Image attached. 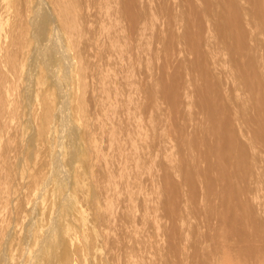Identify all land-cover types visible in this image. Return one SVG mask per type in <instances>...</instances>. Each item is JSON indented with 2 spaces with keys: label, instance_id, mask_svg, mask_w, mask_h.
Wrapping results in <instances>:
<instances>
[{
  "label": "rangeland",
  "instance_id": "374dc122",
  "mask_svg": "<svg viewBox=\"0 0 264 264\" xmlns=\"http://www.w3.org/2000/svg\"><path fill=\"white\" fill-rule=\"evenodd\" d=\"M46 1L58 23V31L60 30L61 33L58 32L60 37L59 41L61 42L60 45L63 48L65 47L64 49L68 51L72 61L71 81L68 83V86H70L69 91L72 89L71 93L69 92L70 100L73 102L71 110L72 117H70L64 127L66 129H77L78 140L80 139L79 149L82 155H84V159L82 157L75 159L72 163L66 165V168L72 171L73 181L85 182V186H79L80 188L75 184L70 185V188L67 186V188H69L68 190L71 192L72 201H74L71 205L68 204L70 208L66 206V220L68 224L75 229L74 231H76L77 235L72 242L73 244L71 243L70 246H67L66 243L63 244L61 253L59 251L60 257L57 258L58 260H56L55 263L169 264L172 261L171 258L174 256L175 258L173 257L174 260L171 264H175L176 262L174 263V261H176L177 253H172V251L170 253V246L167 240L168 237L166 236L169 234L171 224L168 219V212L164 208V202L172 200V197L169 194L166 195L164 189L166 185V182L164 183L165 175L167 173L166 171H168L170 172L168 174L172 176L176 183L182 182V180L180 181L181 178L178 173L175 174V168L183 163V153L189 158L192 156V152L189 150V146H187L188 149L185 148L186 146L182 147L183 151L180 152L178 145H183L184 143L188 145L191 134L193 135L192 137L197 136L196 138H198L199 146L203 150L206 149L204 147V141L217 143L218 138L215 129H219L217 126V120L219 121L218 117H213L211 111L198 106L200 102L203 100L206 101L207 99L215 102L213 95H210V98L207 95L206 99H204L206 94H203L204 96H202V98L200 96L197 97V92L194 91L196 90V86L194 87L191 85L189 80L194 79L196 85H198L200 89H205V82L201 79V62L197 55L195 56L193 48L197 44L199 34L203 33L200 25L205 26L204 35L206 37H216L218 35V31L213 26L215 21H225L230 28H234L235 16L233 15L234 7L231 4L232 0H134L135 3L134 1L131 3L130 0H86L85 3L82 0ZM5 2H7V4H5ZM30 2L31 0H0V24L2 25L4 22L2 25V28H4H1L2 31L0 29V32H2L0 35V68H2L0 70V88L3 87L1 89L2 92L0 90V95L4 97V99H2L0 96V113L2 112L0 115V129L2 128V130H0V135L2 133V136H0V138L2 137L0 140V154L2 156H0V168L2 166L0 173H3L2 176L0 175V191H2L1 193L3 195L6 193L4 195L5 199L13 195L15 197V201L12 204L14 208L12 214L10 213V208L9 210L5 209V207L7 209L11 207L10 202L8 203L7 199H2L0 193V206H3L2 209L0 207V252L6 249L9 255L14 257V261L12 262L16 264H24L26 262L25 253H27L28 250H35V236L41 234L43 229L46 228L49 215L54 208L56 209L55 203L58 202V198L63 199L61 190L56 187L57 178H52L53 175L50 176V168L52 169V162L50 159L52 153L50 152L53 150L51 149V144L54 143V141L51 143L52 140L49 137V130L55 126L56 122L54 119L47 120L48 116L53 114V108L57 103L58 93L53 83H51L52 80L50 79L51 77H49L50 75L46 72L47 69L44 68L42 64H37L39 68H37L38 66H36V64L32 67L29 66L31 65L29 57L31 49L29 50V48H32L31 46L34 44L29 20L33 13L34 7L32 6H34L33 3H35V0ZM6 5L9 6V8ZM6 7L8 8V12L6 11ZM238 7L241 11V19L251 17L253 20L252 24L247 27V32L253 35L257 33L264 42V24L262 23L261 17H258L259 10L264 9V0H240ZM2 9L7 16L3 14L1 11ZM145 10L147 12H145ZM7 13H9V15ZM247 14L251 16L249 15V17H246ZM168 15H171L173 18L175 17L173 21H171V26L173 27V29L170 28L171 30L168 28L169 23L167 24L169 20H166ZM83 17H86V19ZM97 24H99V26ZM53 25L50 28H53ZM234 33L228 32L225 36H231ZM4 39L6 41L4 42L5 47L3 44ZM12 46L14 49L18 50H14ZM227 49L228 47L225 45H221L220 47L216 45V48L209 51L210 55L217 58L221 63L219 66L220 71L218 70V72L223 74L221 76L224 83L223 92L224 94H230L235 99V104L231 105L234 112L245 114L249 117L251 121V127L249 126V129H259V127L264 129V118L260 115L259 111L261 103L254 96V91L250 87H247L244 80L240 78L239 71L231 66L230 52ZM174 52H176L175 55ZM19 54L21 55L19 56ZM262 54L264 53H261L263 57ZM2 55L5 56L3 57ZM196 57L199 62L196 61ZM103 61L105 62L104 64ZM260 63V70L263 71L264 58L260 60ZM2 64L4 66H2ZM8 65L9 67H6V70L4 67ZM57 66L53 67V70L61 76V65ZM24 68L32 72L33 80L31 81H34L32 87L30 86L31 81L29 84L26 83L27 80L24 77L27 73L24 71ZM35 69H37L36 71L38 73H36ZM57 69L60 71H57ZM5 70L7 71L6 75ZM20 72H22L21 74L25 73L21 75ZM45 72L46 74H44ZM8 74H10L9 76L11 77H8ZM33 74H35V77ZM44 75H46L47 78L46 76L44 77ZM40 77L42 82H40ZM2 79H4L3 86ZM74 79L77 80L74 81ZM176 80L186 83V85L184 84L185 90L183 89V91H180L182 95L180 101H182L179 102L182 104L177 103V99L174 97V95L177 97V92H175L176 89L173 90ZM20 82H22L21 84H23L22 86L24 88H22ZM36 83L38 84L36 85ZM173 83L174 85H172ZM26 85L30 86V95L27 98L26 96L28 93L26 92L28 90H25ZM51 85H53V87H51ZM39 86H44V88H40ZM37 87L40 91L37 90ZM166 87H169L167 88L169 91H167ZM148 91L150 96H148ZM166 92L169 93L167 94ZM40 94L42 95L40 96ZM37 95L41 98L39 96L37 97ZM50 97H52V99H50ZM12 98H14V102ZM19 98H21V101L18 102ZM9 101H11V104L8 105ZM172 102H176V108L172 107ZM19 107L22 108V111ZM43 108H45V111ZM27 110L29 112L26 113ZM175 111H178V113ZM7 112L10 113L8 114ZM117 114L120 115L117 116ZM30 115L31 117H29V120L31 119L30 121H32L34 128L30 124L31 122L27 120V117ZM4 117L6 118L4 119ZM53 120L54 124L52 125ZM189 123L191 125H189ZM8 124L9 126L11 124V127H9ZM18 124L20 126H18ZM185 125L190 129V133L192 131L191 129H194L197 125L199 127H197L198 130L195 128L196 132L193 131L191 134L189 132L186 133V137H184L186 141L182 138V134L184 133L179 134V132H182L180 131L181 126L183 127L182 129H185ZM16 127H19L21 131ZM41 127L43 128L41 129ZM11 128L12 130H10ZM6 131L10 132L7 133ZM33 133H35L34 136L36 135V137L32 135ZM194 133H196L195 136ZM12 134H14L15 137ZM17 134H20V140L16 139L20 137ZM45 134H47V138ZM28 136L34 138L33 144H30L28 141L26 142V139L29 140ZM37 141H39V143ZM16 143L17 145L15 146ZM47 146L50 147L48 148ZM16 147L19 148L17 149ZM37 147L39 152L37 151ZM20 148H22L20 150L21 152L19 151ZM4 152L6 153L4 154ZM64 152V158L68 161L69 152L67 147ZM13 154L14 156L12 157ZM9 155L10 157H8ZM17 156H20V159ZM23 162H25V164ZM13 163L14 165H12ZM46 164L48 165L47 168ZM202 167H204V165H202ZM3 168L5 171L7 169L6 173L9 170L7 173L8 176L5 171L2 170ZM11 168L12 171L10 170ZM25 170H27V172ZM96 170L99 171V173ZM15 172L18 175H16ZM47 172L49 173L47 174ZM4 173L6 177H3L5 176ZM88 173H90V176ZM16 176H19V178ZM49 176L52 178V184H50V188L49 186L47 187L49 191L45 192L43 196L44 201L42 202V206L45 209L42 208L38 213L32 215L33 230L25 237V240H23L25 234L24 221L30 214L29 199L42 188L43 181L49 178ZM3 178L5 181L2 180ZM24 180H26V184ZM14 183H16V185ZM27 183L31 184L27 185ZM22 184L27 186H22ZM260 187V198L264 201V181ZM11 188L13 190H11ZM21 190H24L25 193ZM92 190L95 192L94 196L91 195ZM79 191L81 193H79ZM46 194L49 196L46 197ZM103 194L105 195L104 199ZM185 194H188V187L183 183V197ZM91 197H93V200ZM80 198L82 200H80ZM3 200L5 203H3ZM163 200L166 201L163 202ZM87 201L88 205H86ZM25 204H27L28 207L25 206ZM24 209H26L27 212ZM86 209L88 212H85L87 211ZM119 214H123L122 216H126V218L120 217ZM23 215L25 216L24 218H22ZM11 217L15 219L12 218V220L14 219L12 221ZM12 222L17 230L13 234L14 236L8 240L6 235L8 233L7 227L10 224L12 225ZM191 226L200 227V219L190 217L186 222V226L180 224V228L183 229L182 231H185V229L191 231L187 232L188 237L186 238L188 241L186 244L183 243V247L185 245L189 246L195 238V236L194 238L191 236L193 235ZM18 229L20 231H18ZM22 230L24 234H21ZM166 251L169 260L166 258ZM191 252H188V254ZM171 254H173V256H171ZM186 257L187 255H181L179 258L181 261L180 263L184 261L183 264H186ZM238 263L241 264L242 261L237 259L233 261V264Z\"/></svg>",
  "mask_w": 264,
  "mask_h": 264
},
{
  "label": "bare ground",
  "instance_id": "6f19581e",
  "mask_svg": "<svg viewBox=\"0 0 264 264\" xmlns=\"http://www.w3.org/2000/svg\"><path fill=\"white\" fill-rule=\"evenodd\" d=\"M82 1L85 3L86 0H82ZM130 1H131V3H133L134 0H130ZM31 2H32V0H31ZM56 3H57V1H56ZM134 3H135V1H134ZM5 4H7V2H5ZM231 4L234 7V10H233V15L235 16L234 28H230V26H228V24H226L225 21L224 22L223 21L222 22L215 21L213 26L218 31V35L216 37L215 36L214 37H206L204 35V31H205L204 27L205 26L204 25H200L203 33L199 34V37L197 39V44L193 48V51L195 52V56L197 55L198 59H200V62H201V64H200L201 65V74H202L201 75V79L205 82V85H206L205 89L204 90L200 89L198 87V85H196V82H195L194 79L193 80H191V79L189 80L191 85H193L194 87L196 86L195 87L196 90H194V91L197 92V93L195 92L197 94L196 95L197 97L200 96L202 98V96H204L206 94V97L204 98V99H206L207 95H208L209 98H210V95H213V98H214L215 102L211 101L210 99H207L206 101L203 100L204 102L201 100L202 102H200L199 105L197 103V105L199 107L207 109L208 111H211V114L213 115V117L214 116L218 117L219 121L217 120V126H218L219 129H215L216 130V134H217V138H218L217 139V143L216 142L211 143V142L204 141V143H205L204 147L206 149L203 150L199 146L198 138H196L197 136L196 137H192L193 135L191 134L193 131L196 132L195 128H197L198 125H197V127H195V125H194L195 128L191 129L192 130L191 133L189 132L190 129H188L187 125L184 126L185 129H182L183 127L181 126V128H180L181 130L180 131H182V132H179V134L180 133H184V134H182L183 135L182 138L184 139V137H186L185 136L186 133L189 132L191 134L190 142L188 143V145H186V143H184L183 145H178L177 143L176 144L178 145V147H179L178 149H180V152L183 151L182 147L186 146L185 148H187V146H189L190 147L189 150L192 152V156H190L188 158L187 155L183 153L182 154L183 163L178 165L175 168V170H176L175 174L178 173L179 177L181 178L180 181L182 180L181 183H176L173 180L172 176L168 174L170 172H168V171H166L167 173L164 172V173H166L165 181H164V183L166 182L165 183L166 185H165L164 189H165L166 195L169 194L172 197V200H168V201H166L167 199L163 200V202L166 201V202H164V208L168 212V219H169L170 224H171V226L169 228V234L166 235L168 238L167 237L166 238H167L169 246H170V253H171V251H172V253H177L176 254L177 255L176 256V261H174V263L176 262L175 264H183L184 263V261L182 263H180L181 261H180L179 258H180L181 255H187V257L185 258V260L187 259L186 264H233V261H235L236 259L237 260H241L242 261L241 264H264V201L260 198V192H261V187L260 186H261L262 182L264 181V129H262V127H259V129H249L248 127L249 126L251 127V121L249 120V117L247 115H245V114H239L238 112L236 113L231 108V105L235 104V99L230 94H224V92H223L224 83H223V81L221 79V76L223 74L221 72H218L219 66L221 65V63L218 61L217 58L212 57L210 55V53H209V51H211L212 49L216 48V45L219 46V47L221 45H225V46L228 47L227 50L230 52V63H231V66L236 68L239 71L240 78L242 80H244L245 85L247 87H250L254 91V96L261 103L260 107H259L260 115L264 118V101H263L264 100V70L263 71L260 70V68H261L260 60H262V58H264V54H262L263 57L261 56V53L262 52L264 53V42H263V40L261 39V37L257 33L255 35H253V34L247 32L246 29H247V27L250 24H252L253 20L251 19V17H249L250 14L246 15V17H249V18L241 19V17H240V12L241 11L238 9L239 8L238 4H240V0H232ZM33 5L34 6H32V7H34V8H33L32 16L30 17V20H29V25H30L31 30H32V34L31 35L33 36V40H34L33 43L34 44H33V46H31L32 48H29V50L31 49L30 50L31 52L29 53L30 54L29 57H30L31 65H29V66L32 67L35 64H36V66H38L37 65L38 63L42 64L43 67L47 69L46 72L50 75L49 77H51L50 78L52 80L51 83H53L54 87L57 89L56 90L57 93H58V95L56 94L57 97H58L57 98V103H56L55 107L53 108V114H51L47 118L48 121L54 119L55 122H56L55 126L52 129L49 130V137L52 140L51 143L54 141V143L51 144L52 145L51 149H53V150L50 152V153H52L51 157H50L51 162H52V166H51L52 169L50 168V170H51V173H50L51 175L50 176L53 175L52 178H54V177L57 178V180H56L57 184L56 183L55 184L57 185L56 187H58V189L61 190V193L63 194V199L62 198L61 199L58 198V202L55 203L56 209L54 208L52 210V213L49 215V219H48L46 228L43 229L41 234H38L37 236H35V241H34L35 250H33V251L32 250H28V252L25 253L26 254V262L24 264H56L55 261L58 260L57 259L58 257H60L59 251L61 253V250L63 249V244L66 243L67 246H70L71 243L73 242L74 238L77 235L76 231H74L75 229H73L68 224V222L66 220V216H67L66 211H65L66 206L70 208L69 205H71L72 202L74 201V200L72 201V195H71V192L68 189L70 188V185H72V184H75L77 187H79V186L80 187H84L85 186V182H83V181H81V182L79 181L78 182V181H73L72 180V175H73V174H71L72 171L68 170L66 168L67 167L66 165H68L69 163H72L75 159H78V158H81V157L84 159V155H82L81 150L79 149V143H80L79 141H80V139L78 140L77 129H66L64 127L66 125L67 121L70 119V117H72L71 110H72V103L73 102H71L72 100H70V96H69V92L71 93L72 89H71V91H69L70 90L69 89L70 86H68V83L71 81V68H72V61H71V58H70V54L68 53V51H66V49H64L65 47L63 48L60 45L61 42L59 41L60 37H59V34H58V32L60 33V30L58 31V25H57L58 23L56 21V17L52 14V12L49 9V7H48L49 4L47 3V1L46 0H35V3H33ZM84 5H86V4H84ZM164 5H165V3H164ZM131 6H132V4H131ZM7 7L9 8V6H7ZM7 7H6V9H7L6 11L8 12V8ZM163 9H164V6H163ZM106 10H108V9H106ZM146 10H145V12H147ZM1 11L3 12V9ZM4 12H3V14H4ZM9 13H7V14L9 15ZM95 13H97V12H95ZM169 13H170V11H169ZM167 14H168V12H167ZM258 14H259V16L258 15L257 16L261 17L262 23L264 24V9L259 10ZM94 15H92V16H94ZM5 16H7V15H5ZM4 17H2V18H4ZM143 18H145V17H143ZM174 18L171 15H168V18H166V20L167 19L169 20V22L167 21V24L169 23V27H168L169 29L170 28L173 29V27L171 26L172 25L171 21H173ZM84 19H86V17ZM8 21H9V19H8ZM1 22H3V21H1ZM3 23H2V25H3ZM6 24H7V21H6ZM2 25H1L0 29L2 28ZM52 25H53V28H50ZM97 25L99 26V24H97ZM2 29H1V31H2ZM229 29H231V30H229ZM3 31H5V30H3ZM228 32L229 33H234L235 32V33L233 35H231V36H225ZM1 33L2 32H0V35H1ZM7 34H8V32H7ZM5 35H6V33H5ZM60 36H62V35H60ZM4 42H6L5 39L3 40V44H4ZM28 43H29V41H28ZM12 45H13V42H12ZM88 46L90 47L89 44H88ZM93 46H95V45H93ZM4 47H5V44H4ZM14 47H15V45H14ZM12 48H13V46H12ZM14 50H16V49H14ZM14 50H12V51H14ZM2 51H4V50H2ZM7 52H8V50H7ZM108 52H110V51H108ZM85 53H86V51H85ZM85 53H83V54H85ZM175 54H176V52H174V55ZM20 55L21 54H19V56ZM27 55H28V53H27ZM27 55H25V56H27ZM80 56H82V55H80ZM16 57H17V55H16ZM197 57H196V61H198ZM0 59H1V57H0ZM13 60H14V58H13ZM105 61H107V60H105ZM114 62H115V60H114ZM182 62H183V60H182ZM19 63H20V60H19ZM104 63L105 62L103 61V64ZM25 64H26V62H25ZM25 64H23V65H25ZM57 65L58 66L61 65V67H60L62 69L61 70L62 74H60L61 76H59L58 73H56V71L53 70L54 69L53 67H55ZM2 66H4V65L2 64ZM184 66H186V65H184ZM6 67L8 68L9 65L4 67L7 70ZM4 68H3V71H4ZM37 68H39V66ZM1 69L2 68H0V70ZM58 69H57V71H60ZM6 70H5V75H6V72H7ZM36 70L37 69H35V71ZM24 71H26V73H27V74H25L26 76L24 78L27 80L26 83L29 84V82L31 80H33L32 79V72H30L31 70L29 71V69H28V71L25 70V68H24ZM46 72L44 74H46ZM21 73L22 72H20V74ZM36 73H38V72L36 71ZM23 74H21V75H23ZM35 74H33L34 77H35ZM48 74H47V76H48ZM9 75L10 74H8V77H11ZM45 76L46 75H44V77ZM47 76H46V78H47ZM4 77H7V76H4ZM1 78H2V75H1ZM4 79H2V81ZM44 79H43V81H44ZM20 80H21V78H20ZM75 80H77V79H74V81ZM7 81H8V79H7ZM18 81H19V78H18ZM90 81H91V79H90ZM33 82L31 81V83H30L31 87H32V83ZM40 82H42L41 77H40ZM197 82H198V79H197ZM3 83H4V81L2 82V86H3ZM21 83L22 82H20V84ZM38 83H39V81H38ZM38 83H36V85ZM41 84H43V83H41ZM90 84H91V82H90ZM184 84L186 85L185 82L183 83L182 81H177L176 80L175 88L173 90L176 89L175 92H177V97H176V95H174V97L177 99V103H180L182 101V100L180 101L181 96H182L180 94V91H183V89L185 90V85ZM22 85L23 84H21V86ZM53 85H51V87H53ZM172 85H174V83ZM30 86L26 85V89L25 90L26 91L28 90L26 92V93H28V95L26 94L27 95L26 98L30 95L29 94V90H30L29 87ZM110 86H111V84H110ZM121 86H122V84H121ZM88 87H90V86H88ZM2 88H0V90ZM5 88L6 87L4 86V89ZM22 88H24V87L22 86ZM40 88H44V86L40 87ZM167 88H169V87H166V89ZM171 89H170V91H171ZM37 90H38V87H37ZM38 91H40V90H38ZM167 91H169V89H167ZM1 92H2V90H1ZM19 92H21V91H19ZM146 94H147V92H146ZM148 94H149V91H148ZM170 94H171V92H170ZM17 95L18 94H17V89H16V96ZM41 95L42 94H40V96ZM38 96L39 95H37V97ZM148 96H150V94ZM100 97H101V95H100ZM1 98L4 99V97H2V96H1ZM13 99L14 98H12V100ZM36 99H38V98H36ZM50 99H52V97H50ZM19 101H21V98H19L18 102ZM48 101H49V99H48ZM184 101H185V99H184ZM10 102L11 101H9L8 105L11 104ZM13 102H14V100H13ZM91 102H92V100H91ZM92 104H93V102H92ZM171 104L173 105L172 107L176 108V105H177L176 102L175 103L172 102ZM180 104H182V103H180ZM22 105H23V103H22ZM29 105H30V101H29ZM51 106H53V105H51ZM20 107H21V105H20ZM27 107H28V105H27ZM90 107H93V106H90ZM45 108H43V110ZM20 109L22 111V108H20ZM105 109H106V107H105ZM170 109H171V107H170ZM92 110H93V108H92ZM120 110H122V109H120ZM39 111H40V109H39ZM102 111H103V109H102ZM178 111H175V112L178 113ZM27 112H29V111L27 110L26 113ZM46 112H47V110H46ZM116 112H118V111H116ZM1 113H0V115H1ZM7 113H5V114H7ZM16 113H14V114H16ZM180 114H182V113H180ZM119 115L117 114V116H119ZM121 115H122V113H121ZM6 117H4V119ZM15 117H13V118H15ZM29 117H31V115L27 117L28 121L31 120V119L29 120ZM36 117H37V115H36ZM213 119L216 120L215 118H213ZM7 120H10V119H7ZM54 120H53L52 125L54 124ZM122 120H123V118H122ZM30 122H31L30 124L32 125V121H30ZM35 122H36V120H35ZM123 122H124V120H123ZM192 124H195V123H192ZM119 125H120V123H119ZM189 125H191V124L189 123ZM8 126H9V124H8ZM18 126H20V125L18 124ZM9 127H11V124H10ZM32 127H33V125H32ZM42 128L43 127H41V129ZM198 128H197V130H198ZM17 129H19L21 131V129L19 127ZM0 130H2V128ZM7 130H9V129H7ZM10 130H12V128ZM33 130H35V129H33ZM33 130H32V132H33ZM9 132H7V133H9ZM22 132H23V130H22ZM35 133H33L32 135L34 136ZM20 134H21V132H20ZM20 134H17V135L20 136ZM12 135H14V134H12ZM45 135H46V138H47V134H45ZM195 135H196V133H194V136ZM0 136H2V133H1ZM14 137H15V135H14ZM34 137H36V135ZM1 138H0V140H1ZM9 138H10V136H9ZM19 138L21 139V136L16 138V139H19ZM22 139H24V138H22ZM4 140H5V138H4ZM175 140H173V141L176 142ZM27 141L30 144H33L34 143V138L33 137H29V140L26 139V142ZM184 141H186V139H184ZM22 142H23V140H22ZM37 142L39 143V141H37ZM20 143H21V141H20ZM9 144H11V143H9ZM53 144H54V148H53ZM16 145H17V143L15 144V146ZM26 145H27V143H26ZM38 147H37V151L39 152ZM66 147H67L68 152H69V154H68L69 155V160L68 161H67V159L65 160V158H64V153H65L64 150H65ZM16 148L18 149L19 147H16ZM43 148H44V146H43ZM21 149L22 148H20L19 151ZM33 149H36V148H33ZM14 151H15V149H14ZM5 153L6 152H4V154ZM40 153H41V151H40ZM9 154H10V152H9ZM32 154H31V156H32ZM0 156H1V154H0ZM13 156H14V154L12 155V157ZM20 156H21V154H20ZM38 156H39V154H38ZM38 156H37V159H38ZM4 157H5V155H4ZM8 157H10V155ZM118 159H119V157H118ZM127 161H128V159H127ZM11 162H12V158H11ZM23 163L25 164V162H23ZM118 163H117V165H118ZM184 163H185V165H184ZM6 164H7V162H6ZM47 164H48V161H47ZM88 164H87V167H88ZM7 165H6V167L8 168ZM12 165H14V163ZM202 165H204L205 168L202 167ZM70 166H72V165H70ZM103 166H104V164H103ZM116 166H115V168H116ZM47 167H48V165L46 166V168ZM1 168H2V166H1ZM4 168L2 170H4ZM24 168H26V167H24ZM31 168L33 169L32 166H31ZM89 168H90V166H89ZM89 168H88V170H89ZM10 170L12 171V168ZM6 171H7V169H6ZM6 171H5V173H6ZM25 171L27 172V170H25ZM32 171H34V170H32ZM8 172H9V170H8ZM49 172H47V174ZM79 172H76V173H79ZM97 172L99 173V171H97ZM30 173H32V172H30ZM100 173H101V171H100ZM105 173H106V171H105ZM2 174L0 173L1 176H2ZM6 174L3 177H6ZM19 174H20V171H19ZM89 174L90 173H88V175ZM16 175H18V174L16 173ZM81 175H82V173H81ZM7 176H8V174H7ZM50 176H49V178H46L43 181L42 188L39 189L29 199L28 203H29V206H30V210H29L30 214L28 215V218H26V220L24 221V228H25L24 229V231H25L24 233L25 234L23 233V230L21 232V234L22 233L24 234L23 240H25V237L28 236L33 230V228H32V223H33L32 215L38 213L39 210L43 208V206H42V202L44 201L43 196L45 195V192L49 191L47 189V187L49 186V188H50V184H52V182H51L52 178ZM161 176H164V175H161ZM16 177L19 178V176H16ZM104 177H106V176H104ZM20 178H21V176H20ZM2 180L5 181L4 178ZM9 180H11V179H9ZM13 180H15V179H13ZM162 180H161V182H162ZM7 181H8V179H7ZM21 181H20V185H21ZM25 181L26 180H24V183H25ZM16 183H17V181H16ZM16 183H14V184L16 185ZM183 183L185 184L186 187H188V194H185L184 197L182 195V185H183ZM25 184L24 185L22 184V186L26 187L28 184H31V183H27V185H25ZM1 185H3V184H1ZM15 185H13V186H15ZM67 186H69V188H67ZM121 186H122V184H121ZM25 187H24V189H25ZM18 189H19V187H18ZM111 189H110V191H111ZM11 190H13V189L11 188ZM11 190H10V192H11ZM14 191H15V189H14ZM1 192L2 191H0V193ZM24 193H25V191H24ZM79 193H81V192L79 191ZM102 193H103V191H102ZM5 194L6 193H4V195ZM1 195H2V199L3 198L5 199V196L2 193H1ZM91 195L92 196L95 195V192L93 190L91 191ZM17 196H20V195L18 194ZM47 196H49V195L46 194V197ZM104 196L105 195L103 194V199H104ZM85 197H86V195H85ZM91 198L93 200V197H91ZM132 198H134V197H132ZM6 199H7L8 203L10 202L11 207H12V204L15 201L14 200L15 199L14 195L9 197V198L6 197ZM80 200H82V199L80 198ZM3 203H5V201ZM138 204H139V202H138ZM81 205H82V203H81ZM86 205H88V201H87ZM25 206H27V204H25ZM2 207H1V209H2ZM11 207H8V209L5 207V209L9 210V208H10V213H12L14 211V208L13 207L11 208ZM53 207H54V204H53ZM5 209H3V210H5ZM43 209H45V208H43ZM91 209H93V208H91ZM24 210L26 211V209H24ZM85 212H88V210L85 211ZM18 214H19V212H18ZM122 215H120V217ZM12 216H14V215H12ZM82 216H83V213H82ZM24 217L25 216L23 215L22 218H24ZM122 217H124V216H122ZM190 217H192L194 219H200V225L201 226L200 227L191 226L192 227L191 230H192V234H193L191 236H193V238L195 236L193 242H191L193 244L190 243L189 246L185 245L183 247L182 246L183 243L186 244L187 241H188L187 238H186V237H188V235H187L188 233L187 232H191V231H189V229H187V230L185 229V231H182L183 229L180 228V224H184V226H186V222L189 220ZM12 218H14V217H11V220H12ZM124 218H126V216ZM20 223H21V221H20ZM16 230L17 229H16V226H14V223L12 225L10 224L7 227L8 233L5 230L6 233H7V234L6 233L5 234L7 235V239L8 240L11 239L14 236L13 234L16 232ZM18 231H20V230L18 229ZM190 250L191 251L193 250V251L191 252ZM188 252H191V253L188 254ZM167 255L168 254H167V251H166V256ZM171 256H173V254H171ZM173 257L171 258L172 261L174 260ZM166 258L169 260L168 256ZM12 261H14V257L10 256L9 252L6 249H4V250H2L0 252V264H16V263H14ZM167 261H166V263H167ZM171 262L170 263L168 262V263L171 264ZM21 264H23V263H21ZM238 264H240V263H238Z\"/></svg>",
  "mask_w": 264,
  "mask_h": 264
}]
</instances>
